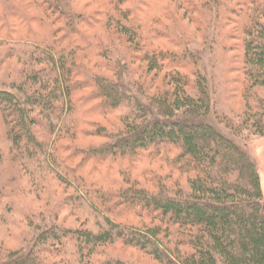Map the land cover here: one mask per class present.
I'll return each mask as SVG.
<instances>
[{
  "label": "trees",
  "instance_id": "1",
  "mask_svg": "<svg viewBox=\"0 0 264 264\" xmlns=\"http://www.w3.org/2000/svg\"><path fill=\"white\" fill-rule=\"evenodd\" d=\"M23 1L0 0V264H264L259 176L195 47L223 65L216 123L263 135L264 0Z\"/></svg>",
  "mask_w": 264,
  "mask_h": 264
},
{
  "label": "rangeland",
  "instance_id": "2",
  "mask_svg": "<svg viewBox=\"0 0 264 264\" xmlns=\"http://www.w3.org/2000/svg\"><path fill=\"white\" fill-rule=\"evenodd\" d=\"M22 3L28 4L29 1L24 0ZM88 6H89L88 10L90 11H94L96 9L95 5H91L88 3ZM163 6H165V4H163ZM195 47L200 50V53H201L200 57L203 62L204 70L206 72V75H207V78H208V81L211 87V95L213 98V113L208 118V120L211 124H213L215 128H217L222 134L232 139L246 154H248L251 157V159L253 160L255 164V167H256V170L259 176L260 188H261L262 196L264 199V134L261 136H250V137H242V136L238 137L237 136L235 137L232 134H230L228 131H226L223 127H221L220 125L216 123V120H215L216 115L227 111V106L223 99L224 87H225V80H224V75H223V65L221 63V60L217 56L214 55L213 50L210 47V42H207L203 47L198 46V45H195ZM86 92L87 90L77 91L75 93V96L80 97ZM89 104L91 103H86L83 105L86 107ZM106 120H108V122L109 121L114 122L112 115H109L107 118L103 119V118L97 117L95 114L87 113V115H84V114L81 115L80 124L84 126V124L89 123L91 121H97V122L99 121L100 123H105ZM149 163L151 166L150 168H152L155 171L161 170L162 173L167 171V167L162 165L159 159H155V160L144 159V160H141L140 163H136V166L138 168L139 167L143 168V167H147ZM97 171L99 175H104L107 173L114 175L116 173V166L113 165L112 167H109V165L105 163V165H103L102 167H99ZM149 177L150 176L148 175L143 180L146 181L149 179ZM143 180H141V182H143ZM123 217L133 222L137 220V218L133 216L132 213H124ZM143 258L144 257L142 256L139 257V261L145 262L146 259L144 260Z\"/></svg>",
  "mask_w": 264,
  "mask_h": 264
}]
</instances>
